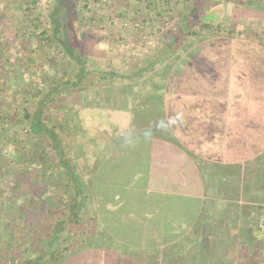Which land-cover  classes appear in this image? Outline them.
<instances>
[{"label":"crops","instance_id":"1","mask_svg":"<svg viewBox=\"0 0 264 264\" xmlns=\"http://www.w3.org/2000/svg\"><path fill=\"white\" fill-rule=\"evenodd\" d=\"M228 4L207 14L206 21L222 30L215 33L191 30L193 26L188 23L197 10L192 5L174 29L166 30L168 36L163 37H169L168 42L160 41L153 55L140 62L138 78L122 77L121 97L128 107L121 111L135 110L139 117L138 123L129 127L124 120L125 128L131 130L128 136L138 134L130 142L137 144L128 147L134 153L148 149L145 209H140V215L135 217L131 216L134 212L118 217L115 212L119 207L107 212L111 220L113 216L121 219L129 232L115 233L116 224H103V233L96 241L71 251L59 264H264V237L255 235L258 217L264 213V4L261 0H230ZM240 6L250 10L242 13ZM239 17L244 20L239 21ZM232 21L234 29L229 28ZM145 73L154 80L151 82ZM105 96L101 103L111 104V95ZM100 99L97 94L90 98L91 102ZM105 106L110 112L114 110L111 105ZM43 116L45 112L42 121L57 135L66 159L79 169L87 162L79 154L83 144L76 139L71 141L74 148L68 150L74 153L67 157L64 141L58 137L57 121L49 124V117ZM77 120L82 121L80 117ZM85 123L92 129L94 121L90 116ZM35 136L44 138L54 148L53 137ZM83 146L84 150L92 149V144ZM168 150L182 158L169 159ZM138 153L133 162L140 158L141 152ZM87 163L95 165L92 161ZM174 163L175 171L170 168ZM110 170L111 167L100 172L95 168L92 179L103 180ZM169 170L175 176L159 177ZM153 180H160L161 184L172 182L173 187L168 190L174 198L169 203L164 200L167 193L162 190L163 185L161 190L159 186L154 189ZM95 188L93 191L91 187L95 193L91 202L100 221L103 207L116 199L114 191L105 196V188L100 192ZM125 192L137 197L133 191ZM180 201L184 204L179 207Z\"/></svg>","mask_w":264,"mask_h":264},{"label":"rangeland","instance_id":"2","mask_svg":"<svg viewBox=\"0 0 264 264\" xmlns=\"http://www.w3.org/2000/svg\"><path fill=\"white\" fill-rule=\"evenodd\" d=\"M261 1L264 4V0ZM53 2L0 0V264H38L37 258L51 250V239L47 238L46 229L50 226L53 229L58 218L67 226L56 238L54 252L57 256L65 252L63 238L68 241L67 246L73 242L69 245L70 251L88 247L103 233L100 228L103 224H116L115 233L129 232L122 226L121 219L115 220L113 216L111 220L107 212L119 207L115 212L118 217L125 214L128 217L133 212L135 215L131 216L135 217L140 215V209H145L144 187L150 169L148 155L145 154L148 149L137 150L141 152L140 158L137 162L132 161L139 153H134L128 146L137 144L130 142L138 134L128 136L131 130L125 128V121H128V127L133 123L136 125L138 113L135 110L122 113L121 109L128 107L121 97L123 78L110 74L137 79L140 62L153 55L160 41L168 42L169 37H163L164 34L168 36L166 30L174 29L192 5L197 9L188 23L193 26V32H221L218 26L206 21L207 14L215 7L226 8L230 0H74L77 8V19L73 23L74 35L78 38L76 48L85 60L89 75L82 83L85 88L74 87L71 90H64L60 85L68 79H76L78 66L53 39ZM238 8L242 13L250 10L241 6ZM238 19L244 20L241 17ZM229 25L231 29L236 26L233 21ZM103 76L104 81L101 79ZM144 76L151 77V82L154 80L147 73ZM106 93L111 95L109 98L112 100L108 105L101 103V100H106ZM95 94L101 99L91 102L90 98ZM52 97L57 100H52ZM110 105L114 109L112 112L104 108ZM102 106L104 109H101ZM39 111L41 116L45 112V117H49V124L57 121L55 126L60 129L58 137L64 141L67 157L74 153L68 150L74 148L71 147L74 139L86 147L92 144L91 150H84L83 145L79 148V154L84 155L85 161L95 164L91 167L86 162L77 168L81 176L78 177L79 182L85 185L82 197L78 196L85 204L80 212L82 217H86L80 221L82 224H72L74 220L68 219L70 202L75 198L76 190L73 186L63 185L66 179L58 178L62 172L57 152L50 142L31 132L32 116ZM89 116L94 121L92 129L90 124L85 123ZM79 117L82 121L77 120ZM74 120L78 122L76 127ZM166 154L169 159L182 158L176 157L173 150H168ZM83 157L80 159L83 160ZM109 167L110 175L101 178L103 180L92 179L91 173L95 172V168L106 172ZM170 168L174 170L175 163ZM171 176L175 175L169 170L159 177L167 179ZM152 182L154 189L159 186L161 190L160 185H163L167 203L174 198L169 194L173 187L170 180L162 184L160 180ZM91 187L97 192L105 188V196L114 191L112 195L116 200L112 205L103 207L104 215L100 221L97 218L99 212L96 213L92 207L95 193H92ZM67 189L69 193H65ZM128 190L138 198L127 196L125 191ZM178 204L180 207L184 202ZM97 208L100 209L99 206ZM59 211L62 214L57 213ZM149 215L154 216L152 212ZM91 217L95 218L94 221ZM166 221H170L169 215ZM87 230L92 231L87 233ZM136 234L134 231L133 237ZM255 235L264 237L259 230L255 231ZM45 257L42 264H58L51 262L47 255Z\"/></svg>","mask_w":264,"mask_h":264},{"label":"trees","instance_id":"3","mask_svg":"<svg viewBox=\"0 0 264 264\" xmlns=\"http://www.w3.org/2000/svg\"><path fill=\"white\" fill-rule=\"evenodd\" d=\"M53 9H52V24H53V39H55L57 42H59L61 44V46L65 49V51L68 53V55L71 57L72 60H74L77 63L78 66V73L76 75V79L75 80H71L68 79L66 82L62 83L60 86H63L65 88H69L71 87H82L85 88L84 86H82V83L85 81L86 77L89 75L88 72L86 71V64H85V60L81 55V52L79 50H77L75 42L77 41L76 36L74 35V28H73V23L76 21V14H77V8L76 5L74 3V0H54L53 2ZM110 75H113L114 77H123L119 74L116 73H111ZM109 75V76H110ZM105 76H108L107 74H105ZM101 79L104 81L105 77L103 76V78L101 77ZM61 88V87H60ZM32 122H31V130L33 132V134L35 135H41V134H46L49 135L51 137H53V146H54V150L55 152H57L58 156H59V162L61 165V172L62 175L59 174L58 178L63 180L66 179L64 182V186H73V188L76 190L75 192V198L73 199V201L70 202V207H69V217L71 220H74L72 224H82L80 221L84 220L86 217H82L80 215L81 210L84 208V202L82 198H78V196L82 197L83 194V189L85 187V185L83 184V182H79L80 179L78 177L81 178L80 174L76 175V167H74L73 164H71L69 162V160L66 159V157L64 156V150L63 148L60 149V145L58 144V142L56 141L57 135L52 133L50 130H48V128L46 127V125L43 123L42 118H41V112H37L36 114H34L32 116ZM63 183V182H62ZM69 190L67 189L65 193H69ZM63 200V198H60ZM57 213H61L60 211ZM66 213V212H65ZM62 214V213H61ZM91 219L94 221V217ZM66 226L67 223H64L62 221H60V218L56 219V223L53 226H50L51 228H47L46 229V236L47 238L51 239L50 241V252L45 253V255H47V257H50V261L51 262H57L58 264L66 257L68 256L71 252L69 245L71 244V242H69L70 244L67 243L68 241L63 238V242L66 244V246L64 245L65 248V252H62L60 256H57L54 252V244L58 241L56 238L60 236V233L64 230H66ZM91 228L93 229L94 227L91 226ZM52 229V232H51ZM85 229V228H83ZM92 230H87V233H90ZM92 244V242L90 243ZM73 245V242L72 244ZM53 249V250H52ZM44 256H40L37 258V262L38 264H42L45 262L46 257ZM61 257V258H60Z\"/></svg>","mask_w":264,"mask_h":264},{"label":"built area","instance_id":"4","mask_svg":"<svg viewBox=\"0 0 264 264\" xmlns=\"http://www.w3.org/2000/svg\"><path fill=\"white\" fill-rule=\"evenodd\" d=\"M257 228L259 232L264 233V213H262L257 220Z\"/></svg>","mask_w":264,"mask_h":264}]
</instances>
